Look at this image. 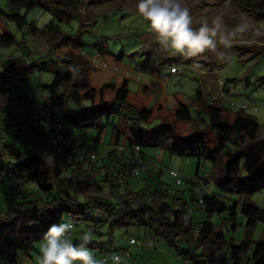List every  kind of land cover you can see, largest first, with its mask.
<instances>
[{
	"label": "rangeland",
	"instance_id": "1",
	"mask_svg": "<svg viewBox=\"0 0 264 264\" xmlns=\"http://www.w3.org/2000/svg\"><path fill=\"white\" fill-rule=\"evenodd\" d=\"M136 4L137 0H38L30 8H20L10 0H0V9L5 13L19 11L25 17L21 28L0 17V34L14 36L10 46H0V75L8 66L22 68L12 72L10 79L15 86L10 87L5 97H0V160L6 164L16 161L14 149L27 156L35 134L25 110L50 107L46 86L52 82L54 74L57 71L80 74V61L86 59L87 74L78 78L79 84H88L99 90L109 82L119 87L127 79L129 90L126 105L110 102L109 119L104 117L95 128L68 131L71 141L78 144L83 141L84 150L95 154L97 159H92V162L96 166L101 165L98 158L102 153L114 148L121 150L124 131L137 122V108L145 106L152 112L148 122L139 121L137 125L146 131L147 144L142 147V155L153 165H149L146 172L133 170L138 172L137 175H127L118 184L112 178L113 188L111 182H103L107 201L114 204L117 195L126 189H144L148 204L156 198L168 206V214H187L194 227L188 241L179 235L170 243L153 233L152 249L129 244V238L143 237L147 233L139 225L115 229L110 236L107 226L102 224L98 231L93 232L92 241L99 240L107 247L111 241V251L105 255L120 253L125 264H182V258H188L189 264H195L189 257L190 253L203 258L202 248L195 242L197 226L201 221L209 220L215 226L222 223L227 247L248 241L245 256L250 257L256 243L264 241V217L259 218L254 227H245V217L240 212L242 202L235 219H230L229 208L239 202V195L225 194L216 185L211 164L201 159L197 165L195 158L172 155L166 149L152 147L151 134L162 123L173 125L176 137H185L200 129L205 134L204 144L210 150L214 149L216 131L207 127L204 113L197 119L195 99L198 90L203 102L219 100L229 119L238 109H243L258 121L264 133V46L256 43L257 40L264 41V36L253 35L256 29L264 31V17L228 0H182L183 6L190 9L196 28L204 20H208L211 27L212 19L221 16L218 37L222 35L232 43L231 48L218 44L215 52L206 51L186 58L172 55L160 46L147 22L137 13ZM242 24L246 25L245 30L236 31ZM172 67L183 70L171 73ZM112 97L113 91L105 90L103 99L111 101ZM83 103L89 104L88 101ZM180 103L189 107L193 120L175 119L173 113ZM15 108L21 110L18 123H12L10 114ZM64 126L66 130L69 128L66 124ZM116 131L120 134L118 146L112 142ZM196 169L199 177H210V192L217 195L226 210L206 213L203 210L205 204L192 197L193 187L185 184V178L194 175ZM172 171L179 173L181 184L175 183ZM241 171L245 174L243 169ZM96 180L100 181L101 177H96ZM15 185L14 180L0 184V207L4 208V197L13 196L11 192H14ZM248 202L264 210V190L255 193ZM89 214L95 221L102 219L100 211L91 209ZM74 222L76 227L70 239L76 243L86 231V226L94 222ZM42 238L33 241L27 254L18 251L14 262L0 256V264H37ZM88 247L100 257L99 248Z\"/></svg>",
	"mask_w": 264,
	"mask_h": 264
},
{
	"label": "trees",
	"instance_id": "2",
	"mask_svg": "<svg viewBox=\"0 0 264 264\" xmlns=\"http://www.w3.org/2000/svg\"><path fill=\"white\" fill-rule=\"evenodd\" d=\"M10 1L20 8H30L38 0ZM228 2L264 17V0ZM0 17L14 22L19 28L25 24L24 13L19 11L7 14L0 9ZM13 42V35L0 34V46H10ZM80 64L82 67L80 74L57 71L52 82L46 86L51 103L48 108L53 110L63 125L64 137L56 136L52 129L41 121H30L27 114L35 134L27 150V156H24L23 151L14 149L16 161H9L6 164L0 160V184L10 180L16 183L14 192H11L13 196L4 197V208L0 207V256L9 262L15 261L18 251L27 254L32 249L35 239L43 237L50 225L58 224L65 218L72 221L92 220L93 225L86 226V230L87 227H91L92 232L98 231L104 224L110 236L115 229L139 225L147 230L143 237L161 235L170 243L179 235L188 241L189 235L194 232L192 220L187 214L177 212L168 214V206L156 198L152 199V204H148L144 198L146 197L144 189L137 191L126 189L117 195L114 204L107 201L103 182H111L113 188L112 178L118 184L121 178L131 175L133 170L146 172L149 165H153L149 161L146 162L142 155V147L147 144L146 131L137 125L139 121L148 122L152 112L145 106L137 108V122L124 131L121 150L114 148L112 151L102 153L98 158L101 165L96 166L92 162V159H97L95 154L90 150H84L83 141L79 144L71 141L68 131L95 128L104 117L109 119L110 102L126 105L129 93L128 80L124 79L119 87L109 82L97 90L88 84L78 83V78L87 74L88 62L81 59ZM21 69L20 66H8L4 74L0 75V97H5L10 87L15 86L10 79L12 72ZM108 89L113 91L111 101L103 99V93ZM195 100L197 119L204 113L207 127L217 133L215 148L210 150L204 144L203 130L198 129L185 137H176L175 129L170 123H162L153 129L151 146L166 149L172 155L195 158L197 165L201 159L208 161L213 168L212 178L216 185L225 194L239 195V202H235L229 208L230 219H235L239 203L243 202L240 212L245 217V227L252 228L259 218L264 217V210L248 202L251 196L264 190V133L260 130V124L243 109H238L232 119L227 118L220 101L207 99L203 102L200 90L196 92ZM83 101H88L89 104H84ZM173 114L178 121L194 119L189 107L182 103ZM18 121L17 119L12 123ZM64 124L69 127L67 130ZM119 137V131H116L112 138L114 145H119ZM67 139L72 143L70 150L72 156H68L69 151L65 149ZM136 148L139 162L135 158ZM49 157L51 162L48 160ZM242 169L245 174H242ZM135 173L137 175L138 172ZM98 176L101 177L100 181L96 180ZM192 176L196 181L201 180L209 186L210 177H199L198 169ZM192 176L185 178V184L191 187L196 184L192 182ZM203 203L205 204L203 210L206 213L213 211L221 213L227 209L217 195L211 192L203 196ZM91 209L100 211L102 219L95 221L90 217ZM132 238H129L128 242ZM195 238L196 244L202 248L203 257L200 259L190 253L189 257L195 264H264V241L257 242L251 256L246 257L248 241L239 245L229 244L227 247L222 223L215 226L209 220L201 221L197 226ZM98 244L100 241L96 240L88 246L99 248L100 257L107 256L105 253L111 251V241L108 242V247L105 244ZM116 254L121 255L117 252Z\"/></svg>",
	"mask_w": 264,
	"mask_h": 264
},
{
	"label": "clouds",
	"instance_id": "3",
	"mask_svg": "<svg viewBox=\"0 0 264 264\" xmlns=\"http://www.w3.org/2000/svg\"><path fill=\"white\" fill-rule=\"evenodd\" d=\"M136 11L144 21L157 42L172 55L191 58L206 51L215 52L218 44L231 48L229 39L220 35L222 17L208 20L193 26L190 9L183 6L182 0H137ZM246 25H240L236 31L243 32ZM254 36H264V31L256 29ZM256 43L264 46V41ZM51 162V157L48 158ZM76 225L72 220H62L52 224L45 232L39 246L37 264H125L124 258L116 253L98 257L88 245L92 243L91 229L82 232L79 243H74L70 236Z\"/></svg>",
	"mask_w": 264,
	"mask_h": 264
},
{
	"label": "built area",
	"instance_id": "4",
	"mask_svg": "<svg viewBox=\"0 0 264 264\" xmlns=\"http://www.w3.org/2000/svg\"><path fill=\"white\" fill-rule=\"evenodd\" d=\"M182 70L183 69L180 67H172L170 71L172 73H181ZM25 111L27 112L30 121L32 122L41 121L42 123L48 125L56 136L64 137L65 129L61 124V122L54 115L53 110L49 108H36V109L27 108ZM20 113L21 110L19 109L15 108L11 110L10 114L13 117L12 119L13 122L17 121ZM65 144H66L65 149L69 151L68 156H72L70 151L72 149V143L70 142V140L67 139ZM135 158L136 161L138 162L140 161L137 153V148H136ZM132 174L135 175L136 173L132 172ZM172 176L174 177V181L176 183L181 182V177L178 173L172 172ZM191 180L192 182L196 183L192 189L197 202L203 203V196L210 192L208 184L204 183L201 180H199V182L196 181V178L194 176L191 177ZM88 229H91V227H87V230ZM129 242L130 244H135L136 246L139 247H146L149 249L154 247V237L151 235H147L143 238H132L129 240ZM182 261H183L182 264H189V261L186 258H182Z\"/></svg>",
	"mask_w": 264,
	"mask_h": 264
}]
</instances>
